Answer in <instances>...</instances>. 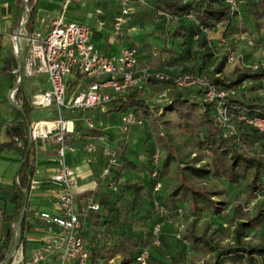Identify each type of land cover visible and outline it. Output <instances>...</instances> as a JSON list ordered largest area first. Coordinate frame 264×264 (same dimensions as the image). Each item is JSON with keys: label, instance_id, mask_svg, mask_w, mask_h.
<instances>
[{"label": "trees", "instance_id": "1", "mask_svg": "<svg viewBox=\"0 0 264 264\" xmlns=\"http://www.w3.org/2000/svg\"><path fill=\"white\" fill-rule=\"evenodd\" d=\"M240 2L243 6L257 5L259 15L263 16L261 27L264 28V0H235V7H240ZM26 3L30 14L25 27L30 29L34 6L31 5V0H26ZM155 4L170 19L191 18L186 24L178 25V29L182 31L183 39L191 38L194 34L198 35L201 30H211L218 23L230 25L237 9L231 10L223 0H155ZM241 11H244L243 8ZM242 29V33H246L244 28ZM176 33L179 32L176 31ZM180 56H186L184 50L178 54V57ZM222 65V62L218 63L215 70L220 72ZM166 72L180 74L184 71ZM190 73L207 74L210 81L221 88H237L248 81L247 86L255 89V86L259 85L258 80L264 75V69L251 71L249 68H239L226 79L217 76L211 77L202 70H194ZM22 77L24 76L21 74V79ZM161 86L165 87V85ZM169 88L172 89V92H167V97L162 100V106L158 107L161 114H157L158 109L153 110L146 98L134 90H130L121 97L113 98L108 103V110L117 112L129 110L140 117L142 123L145 122L146 117H149L156 135L158 121L162 115L165 112L172 114L175 117L176 125L193 136L196 156L186 159L184 156L174 153L169 146L161 154L157 141L151 137L148 143L150 145L152 143L153 147L148 150L150 152L148 158L138 159L137 163L132 164L128 162L117 164L114 175L105 184L106 189L97 194L94 199L92 198L94 192L82 193L78 200L89 198L98 206L96 210H87L79 215V235L88 251V264H95L99 258L107 260L114 256L119 257L118 264H134L135 254L142 247L147 246L139 241L140 234H133L132 231L136 230V224L142 217L149 213L148 207H144L145 201L149 207H153L156 214L164 208V200L159 194L161 183L158 176L161 169L158 168V165L160 161L163 170L170 162L176 165L178 182L167 195V201H171V215L173 216H175L177 208L180 209L181 214L187 216L203 213L218 215L222 211V205L226 203L224 200H214L207 192L196 190L187 185L183 178L185 172L194 177L219 179L227 185L239 184L249 195L255 193L264 195V153L257 154L250 147L255 141L262 144L264 134L236 119L239 113L246 116L264 117V98L259 94L250 98L243 92H236L234 96L227 97L225 104L229 111L232 132L226 134L222 128L215 124L210 105L199 100L196 90ZM153 89L151 88V90ZM13 99L18 101V108L14 107L16 118H13L5 126V135L8 139L0 143V151L12 149L16 143H19L20 163L15 173L14 185L8 190V199L13 205V213L7 217L9 224L3 246L10 248L14 236L11 234L10 223L13 218L17 220L22 212L16 230V245H20L21 251L24 252L26 244L23 231L31 226L29 218L26 216L28 204L24 194L28 191L34 173L32 141L28 142L27 137V128L30 123L28 117L33 108L29 104V98L23 94L21 82L13 92ZM163 122L169 124L170 120H163ZM154 148L158 151L155 163L151 161V153ZM193 160H198L200 163L195 165ZM144 165L147 166V169L142 170L141 166ZM123 167L138 169L139 172L144 173L145 180L138 182L121 178L124 170L121 168ZM157 182L160 187L157 191H153V186ZM111 184L115 186L114 189H111ZM219 193L224 195L225 188H220ZM153 201H156L157 206L153 204ZM165 203L167 204V202ZM259 215L261 214L255 213L250 221H256ZM5 218L4 215H0V219ZM157 222L155 221L153 224ZM114 224L118 226L116 230H114ZM238 225L241 227L249 224L239 223ZM183 240L187 242L188 246L197 247L202 251H213L214 249L210 239L203 234H194L189 231L183 235ZM181 252L182 250L171 253L168 260L160 264H209L190 260L185 262ZM254 255H257L261 260L264 258V243L255 246L234 245L220 250L216 260L210 264H254ZM150 259L151 254L149 253L148 264H150ZM8 263L9 261L5 264Z\"/></svg>", "mask_w": 264, "mask_h": 264}, {"label": "built area", "instance_id": "2", "mask_svg": "<svg viewBox=\"0 0 264 264\" xmlns=\"http://www.w3.org/2000/svg\"><path fill=\"white\" fill-rule=\"evenodd\" d=\"M81 0H60V11L42 30L38 28L19 29L16 38L23 52L21 60V74L24 77H45L44 88L38 87L29 96L32 108H52L57 111L54 118H40L30 121L27 137L41 140L50 145L56 163L50 180L56 185L54 206L55 212L38 211L35 217L40 222V237L38 244L29 248L26 255H22L19 247V257L16 261L24 264H88V251L79 235V215L87 210H96L97 204L89 198L78 200L71 191L73 185V169L65 160V152H73L75 148L67 144L68 137L74 132V118L63 117L59 113L63 110H78L80 119L86 128H93L90 116L85 110L96 106L104 107L113 98L121 97L130 90L141 94L150 90L153 85H165L164 89L153 93L151 100L159 101L167 97L169 87L194 89L202 103L209 104L213 121L226 134L232 132L230 115L225 104L227 97L234 96L237 88H221L210 81L207 74L183 72L171 74L169 72L141 67L138 65L137 51L133 46L121 48L117 53L107 54L96 49L90 42V28L82 23L66 21L62 12L69 3ZM118 12L111 22L110 33L116 36L120 26L125 22L131 11L129 0H116ZM141 2L142 0H136ZM231 10H235V0H223ZM163 14L162 11L158 12ZM101 22H99V25ZM242 36L245 33H241ZM15 35L12 34L11 38ZM247 43H250L249 37ZM221 42H222V38ZM15 52V48H14ZM226 62L235 60V54L229 52ZM251 71L264 69V58L249 66ZM16 71V70H14ZM259 95L264 98V75L258 80ZM249 84L248 81L244 82ZM13 92L10 94L12 100ZM236 119L255 128L264 134V117L246 116L239 113ZM141 118L129 110L119 113L118 128L127 133L131 126L139 125ZM87 155L95 150V145L88 142L84 146ZM108 166L114 163V150L104 151ZM158 151L154 148L151 161L156 162ZM154 172L152 173V175ZM34 183L30 182V186ZM114 189V185H110ZM160 187L159 182L153 186V191ZM153 204L157 206L156 201ZM182 216L179 208L175 210V217ZM182 224L179 223L174 236L179 237ZM160 224L151 226L152 243H157ZM149 249L142 247L134 256V264H148Z\"/></svg>", "mask_w": 264, "mask_h": 264}, {"label": "rangeland", "instance_id": "3", "mask_svg": "<svg viewBox=\"0 0 264 264\" xmlns=\"http://www.w3.org/2000/svg\"><path fill=\"white\" fill-rule=\"evenodd\" d=\"M132 2H138L131 0ZM130 1V2H131ZM145 0L139 2V5H144ZM131 9L133 4H131ZM240 7L236 6V14L231 19L228 29L222 31V35L216 40V43H208V40L203 41L194 38L186 37V39L179 38V36H173L172 33L163 35V39L168 38L174 40V50H184L186 56H180L172 60L167 64L168 71L171 72H191L194 70H202L207 72L211 77L229 78L232 73L239 68H249V66L255 62L264 58V28H262L263 16L259 15L257 11V5L247 4L243 6L240 2ZM243 8L244 11H241ZM190 17H185L175 23L186 24ZM141 25V23H140ZM139 25V27H141ZM176 25V24H175ZM178 26V25H177ZM178 28V27H177ZM244 28L246 32L244 36L241 35ZM11 33H13L11 31ZM249 37L250 43L245 40ZM173 37V38H172ZM181 37V36H180ZM222 38V42L221 39ZM158 49L153 50L156 54ZM231 52L235 54V60L231 63L226 62V55ZM22 60L23 52L20 51ZM5 65H0V71L7 70L0 74V90L2 92L5 89L12 88L17 82L16 74V54L14 52L13 40L8 46V53L3 57ZM155 60V59H154ZM222 62L221 71L217 72L215 68L218 63ZM160 63V60L158 61ZM159 65V64H158ZM13 70V71H12ZM41 79V80H40ZM22 80V81H21ZM36 81L34 87L30 86V82ZM43 77H22L20 79L21 85L23 86V94L28 97L33 93L36 87L42 86ZM164 89V87L155 85L153 90H148L140 94L146 98L153 110H157L161 107L162 100L153 101L151 96L153 93ZM260 84L255 86V89L250 88L247 84L242 83L237 89V93L243 92L248 97L252 98L259 94ZM166 92H172V89L167 88ZM13 99V97H12ZM111 110H108L110 112ZM57 111L52 108H33L29 114V121L40 119V118H54L57 116ZM157 114H161L158 109ZM59 115L63 116L64 112L61 111ZM93 125L95 121L91 117ZM163 120H170L169 124L163 122ZM158 133L153 130L149 117L145 118V122H141L139 125L131 126L128 132L125 134L118 128L114 129L111 133V139L113 144L111 150H114V164L120 162H128L129 164L137 163L138 159L148 158L149 149L153 147L148 143L150 138L154 139L158 143V148L161 154L165 148L169 146L171 150L179 155L184 156L186 159H192L196 156V146L193 140V136L183 131L175 123V117L168 112H165L160 120L158 121ZM260 144L259 141H255L250 145L251 149L257 153H264V138ZM262 145V146H261ZM195 165L199 164L198 160H193ZM159 172V181L161 188L159 194L163 199V210L159 213H154L153 207H149L145 201L144 207H148V214L144 215L142 219L136 224L137 228L132 231L133 234H140V242L146 244L149 253L151 254L150 264H160L166 262L168 256L176 251L182 250L181 254L185 262L188 260L193 262H206L212 263L216 260L218 252L234 245L242 246H255L264 243V195L261 193H255L252 195L247 194L245 190L241 188L239 184L227 185L219 179L204 177H194L188 172L184 173V181L187 185L191 186L196 190H202L207 192L214 200H224L226 203L222 205V211L218 215H210L203 213L201 215L187 216L183 215L175 217L171 215V201H167V195L169 190L175 186L178 182V176L176 173V165L170 162L169 165ZM122 167V166H121ZM143 167L142 170L147 169V166ZM139 167V168H141ZM126 169L125 167L121 168ZM143 180L145 178L143 177ZM33 186L27 191L28 196L34 195ZM220 188H225V193L222 195L219 193ZM1 201V200H0ZM167 202V204L165 203ZM153 210V211H152ZM0 212L2 208L0 206ZM255 213H260L256 221H250L251 217ZM158 221L160 229L157 235V243L153 244L151 240L153 235L151 233V225L153 222ZM181 223V230L179 231L180 236L177 238L174 236V232ZM239 223H248L249 225H243L239 227ZM0 220V227H1ZM16 223H14L15 227ZM114 230L118 226L114 224ZM119 229V228H118ZM193 232L194 234H203L205 237L210 239L211 244L214 246L213 251H202L197 247L188 246L187 242L183 240V235L187 232ZM6 248L3 254L0 256V264L3 262L8 250ZM27 253V252H26ZM22 252V255H26ZM19 257V248L16 245L10 253L8 258V264H24V261L17 262ZM254 264H264V258L262 260L254 255ZM119 257L114 256L111 259H97L95 264H118Z\"/></svg>", "mask_w": 264, "mask_h": 264}, {"label": "crops", "instance_id": "4", "mask_svg": "<svg viewBox=\"0 0 264 264\" xmlns=\"http://www.w3.org/2000/svg\"><path fill=\"white\" fill-rule=\"evenodd\" d=\"M130 3L133 4V8L125 22L120 26L119 33L116 36L110 33L112 19L118 12L116 0H81L80 2H72L63 10L62 17L66 21L87 25L91 30L90 42L96 49L107 54H114L121 48L133 46L137 51L139 66L168 71L167 64H171L170 62L177 58L182 50H174V40L171 39L169 41L167 37L163 39V35L170 32L173 36L182 38V31L177 28L179 27L177 25L181 23H175L179 20L170 19L165 13L159 14L160 9L156 7L155 0H145L144 5H139V2L131 1ZM31 5L34 6V13L30 29L38 28L44 30L50 20L60 11V0H31ZM24 16L25 6L22 0H0V65H5L6 63L5 60L3 62V57L7 55L8 46L12 41L11 36L13 33L11 31L14 32L16 30ZM99 22H101L100 25ZM227 29L228 25L226 23H218L213 29L208 31L201 30L198 35L194 34L191 38L198 39V41L206 39L208 43H216L217 38L222 35V31ZM176 31L179 33H176ZM155 49H158L156 54L153 52ZM159 60L160 63H158ZM5 71L7 70L0 71V74ZM42 77V86L38 85L36 88H44L46 86L45 77ZM36 81L32 80L30 86L34 87ZM155 85L157 86L158 84ZM8 90L5 89L4 92L0 90V143L8 139L5 135L6 124L16 118L15 108L7 98ZM146 91L148 90L146 89ZM12 101L18 104L17 100L12 99ZM107 111L108 104L104 107L96 106L85 110L84 113L93 117L96 123L93 128L88 129L78 119V110H63V117L74 118V132L68 137L67 144L73 146L75 150L73 152L66 151L64 160L74 172L71 191L76 199L86 191L94 192L92 194L94 199L97 194L106 189L105 184L112 178L114 170L117 168V164L108 166L107 172L103 173L107 162L104 151L107 148H111L113 144L110 133L118 126L120 113L114 110L108 113ZM88 142L94 143L95 150L87 155L84 146ZM32 150L34 173L31 182L34 183L32 188L34 195L28 196L26 193L28 204L26 216L29 218L31 226L23 231V238L26 244L24 253L28 252L29 248L36 246L39 241L40 223L35 214L38 211L55 212L56 210L53 203L56 185L50 180V176L56 166L53 151L50 145L41 140H32ZM19 163V143H16L12 149L0 151V206L2 208L0 215L6 217L5 219H0L2 224L0 227V256L7 248L3 246L9 224L7 217L13 213V205L8 199V190L14 185L15 173ZM120 163H123V161ZM143 177V172L131 168L124 169L121 175L123 179L138 182H142ZM16 221L13 218L12 223H10L12 235L16 232L14 227ZM19 247L21 246L18 245Z\"/></svg>", "mask_w": 264, "mask_h": 264}, {"label": "water", "instance_id": "5", "mask_svg": "<svg viewBox=\"0 0 264 264\" xmlns=\"http://www.w3.org/2000/svg\"><path fill=\"white\" fill-rule=\"evenodd\" d=\"M24 6H25V16L23 18V20L19 23L18 27L16 28V30L13 32V35H15V37L13 38V44H14V48H15V54H16V74H17V82L16 84L10 88L8 90V93H7V98L10 100L11 102V105L13 107H16L18 108V105L16 103H14L11 98H10V94L12 91H14L19 83H20V79H21V56H20V45H19V42H18V39L16 38L17 34H18V31L19 29H21L23 26H25V23L27 22L28 20V17H29V14H30V11H29V7L26 3V0H22ZM31 140L28 139V142H30ZM24 198H26V194H24ZM22 211V210H21ZM21 213L19 214V217L16 221V225H15V230H17V227H18V223H19V220H20V217H21ZM16 235L17 233L15 232L14 236H13V239H12V243H11V246H10V249L8 250L6 256L4 257L3 259V262L1 264H5L7 261H8V258L10 256V253L11 251L13 250V248L15 247L16 245Z\"/></svg>", "mask_w": 264, "mask_h": 264}]
</instances>
